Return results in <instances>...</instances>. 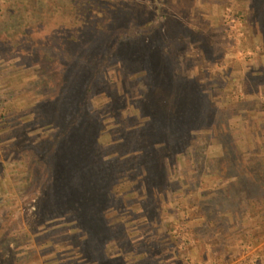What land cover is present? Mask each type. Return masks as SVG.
<instances>
[{
  "label": "trees",
  "instance_id": "1",
  "mask_svg": "<svg viewBox=\"0 0 264 264\" xmlns=\"http://www.w3.org/2000/svg\"><path fill=\"white\" fill-rule=\"evenodd\" d=\"M175 3L180 5L187 18L192 19L194 12L190 6L197 0H152L148 15L142 19L136 15V7L129 8L127 30L115 34L109 41L106 34L113 24L111 11L117 8L118 2L70 0L68 4L63 1L46 4L45 0L40 1L44 17L50 13L60 30L51 38L57 46L42 40L35 45L40 48L43 61L44 57L50 59L45 61L46 67L55 59L62 62L56 70L59 100L54 110H49L45 104L44 107L33 105L28 110L35 114L47 110L46 121L50 122L52 131L36 145L24 146L23 154L34 156L37 164H44L48 170L46 183L57 173L52 186L60 188L63 197H75L74 206L68 210L69 214L76 213L80 224L74 245L78 254L90 253L91 262L107 259L111 253L108 243L115 234L126 236V242L124 238L117 239L119 246L116 248L121 253L135 255L140 245L145 246L139 240L129 242L128 237L132 238L134 234L149 237L159 230L157 226L145 230L147 218L129 206H121L111 213L102 209L99 200L82 206V202H87L85 195L94 192L89 190L91 186L108 185L119 203L125 196L135 197L140 191L142 201L148 205L152 199L149 188L170 186V182L163 179L167 171L160 170L167 157L171 161L175 151L182 153L186 147L197 150L213 142L224 148L222 155H213L210 159L209 172H216V178H211L215 181L213 186L228 189L234 178L250 184L251 171L248 160L243 158V146L234 139L227 125L235 110L220 106L221 100L216 97L227 89L229 91L238 80L225 78L221 82L217 76L209 74L205 66L201 67L208 58L207 43L200 38V49L204 54L194 52L198 39L188 41L187 35L193 31L187 30V24L172 12ZM218 20L224 32L225 25L221 18ZM14 38L0 26V52L14 55L10 52L21 48L23 54L24 48L33 46L32 41L14 43ZM182 44L186 45L184 60L176 61L173 54L178 55V47ZM187 45L188 61L192 62L190 74L185 70ZM23 57V61L30 63L25 54ZM123 58L130 61L140 58L143 62L142 68L138 67L129 76L130 81L139 82L133 91L121 90L117 82L107 77L108 70L116 71ZM247 76L251 82L263 83L264 67L256 66ZM23 87V84H13L10 91L15 94ZM98 92L105 95L96 103L94 97ZM223 98L232 99L227 94H223ZM104 111H109L110 117L105 118ZM209 124L212 128L204 132L203 126ZM177 144L180 145L178 150ZM54 157L59 158V166L53 162ZM260 162L264 163V160ZM260 165L257 169L264 175V165ZM88 173H92L91 178L85 177ZM257 181L264 187V176H258ZM227 189L222 190L226 196ZM254 199L242 209L245 227L241 234L235 223L214 222L216 237L195 242L194 252L201 264H229L233 251L240 245L250 248L255 242L264 240V200L260 195ZM256 201L263 208H256ZM224 216L228 214L224 213ZM157 218L162 222L160 230L165 231L167 240L177 242L173 223ZM103 232L106 237L101 238ZM236 237L239 244L235 247ZM12 240L0 227V248L5 250ZM220 248L223 251L220 252ZM165 254L161 252L162 256ZM257 254L251 264H264V247ZM189 262L191 258L187 260Z\"/></svg>",
  "mask_w": 264,
  "mask_h": 264
},
{
  "label": "rangeland",
  "instance_id": "2",
  "mask_svg": "<svg viewBox=\"0 0 264 264\" xmlns=\"http://www.w3.org/2000/svg\"><path fill=\"white\" fill-rule=\"evenodd\" d=\"M40 1L0 0V26L3 32L14 35V43L20 40L32 41L33 44L30 49L24 48L23 54L21 48L10 52L14 55L0 52V227L6 236L13 238L5 250L0 248V264H201L198 256L190 257L189 253H193L197 240L216 237L214 222L235 223L241 234L245 227L241 219L242 209L259 195L264 200V187L257 181L258 176H264L257 169L260 164L264 165L260 162L264 160V82H251L247 76L256 66L264 67V0H197L196 4L190 6L194 12L192 19L184 15L178 3L172 5V12L187 24V30L193 31L187 35L188 41L198 39V43L202 38L207 43L208 58L201 67L205 66L209 74L217 76L221 82L225 78L238 80L230 86L229 91L227 89L216 97L221 100L220 106L235 110L227 125L234 139L243 146V158L248 160L251 171L250 184L249 181L233 177L228 189L213 186L215 181L211 178H216V172H209L210 159L224 152L221 144L213 142L197 150L186 147L182 153L175 151L171 154V161L167 157L160 170L167 171L163 179L168 180L170 186L149 188L152 199L148 205L142 201L140 191L135 197L125 196V200L119 203V198L113 197L108 185L91 186L89 190L94 192L85 195L87 202H82V206L99 200L102 209L108 213L121 206H129L147 218L145 230L155 226L159 228L156 234L149 237L142 234L128 237L129 242L139 240L145 246L140 245L135 255L121 253L116 248L120 236L115 234L108 243L111 253L101 262H91L90 253L83 256L77 253L74 240L79 236L80 224L76 213H68L69 208L74 206L75 197H63L60 188L52 186L57 173L53 175V180L46 183L48 170L44 164H37L34 156L23 154L24 146L36 145L48 136L47 132L52 131L50 122L46 121V116H49L47 110L43 109V115L34 111L28 113V110L33 105L44 107V104L49 110H54L59 100L56 70L62 62L55 59L52 65L46 67L45 61L50 59L44 57L43 61L40 48H35V45L42 40L57 46L51 38L60 30L50 13L44 17ZM62 1L70 3V0ZM62 1L45 0V3ZM112 1L118 2V6L111 11L113 24L106 34L109 41L115 34L127 30L129 8L136 7V15L142 19L148 15L152 4V0ZM29 15L33 16L29 18ZM219 18L225 25L224 32L220 28ZM200 45L199 42L193 50L202 56ZM184 53L186 45L182 44L178 47V55L173 54V58L182 61ZM188 53L187 45L185 70L190 74L192 62L188 61ZM24 54L30 63L23 61ZM118 64L116 71L108 70L107 77L117 82L121 90L133 91L139 82L130 81L129 76L138 67L142 68V60L123 58ZM13 84H23V90L13 94L14 91H10ZM223 94L232 99L225 100ZM103 95V92H98L94 101L98 103L97 100ZM102 115L110 117L109 111L102 112ZM211 128V124L203 126L204 132ZM179 146H175L176 150ZM53 162L59 166L58 157H54ZM91 175L88 173L85 177L91 178ZM206 179L207 182L204 181ZM223 189H227L228 196ZM255 207L263 208V205L257 202ZM223 208H226L225 212L221 213ZM224 213L228 216L225 217ZM157 217L173 223L177 242L167 240L165 231L160 230L162 222ZM104 236L103 232L100 237ZM107 236L109 239L112 237L111 234ZM125 238L123 241L126 242ZM234 240L236 247L238 237ZM262 247L264 240L255 242L250 248L240 245L229 261L251 264ZM161 252L166 254L162 256ZM190 258L191 262L187 263Z\"/></svg>",
  "mask_w": 264,
  "mask_h": 264
},
{
  "label": "crops",
  "instance_id": "3",
  "mask_svg": "<svg viewBox=\"0 0 264 264\" xmlns=\"http://www.w3.org/2000/svg\"><path fill=\"white\" fill-rule=\"evenodd\" d=\"M190 253H189V256L190 257H194V256L197 257L198 256L197 254H195L194 250H193V253L192 254H190ZM187 256H188V251H187ZM10 264H12V263H10ZM14 264H15V262H14Z\"/></svg>",
  "mask_w": 264,
  "mask_h": 264
}]
</instances>
